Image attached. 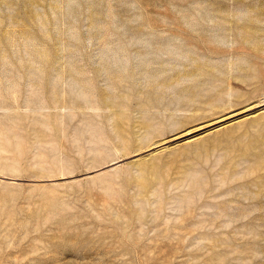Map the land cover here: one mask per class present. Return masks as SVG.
I'll list each match as a JSON object with an SVG mask.
<instances>
[{"label": "rangeland", "instance_id": "obj_1", "mask_svg": "<svg viewBox=\"0 0 264 264\" xmlns=\"http://www.w3.org/2000/svg\"><path fill=\"white\" fill-rule=\"evenodd\" d=\"M0 264H264V0H0Z\"/></svg>", "mask_w": 264, "mask_h": 264}]
</instances>
